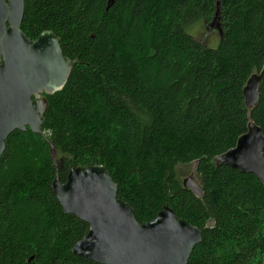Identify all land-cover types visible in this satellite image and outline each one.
I'll use <instances>...</instances> for the list:
<instances>
[{
  "label": "trees",
  "instance_id": "trees-1",
  "mask_svg": "<svg viewBox=\"0 0 264 264\" xmlns=\"http://www.w3.org/2000/svg\"><path fill=\"white\" fill-rule=\"evenodd\" d=\"M25 0L22 29L52 31L79 59L40 135H12L0 160V264H97L74 255L90 230L52 184L104 166L142 223L165 206L202 231L187 264H264V185L216 166L255 122L264 134V0ZM220 7L216 48L191 31ZM262 76L260 102L244 88ZM54 146L57 166L51 157ZM196 162L202 198L178 167Z\"/></svg>",
  "mask_w": 264,
  "mask_h": 264
},
{
  "label": "water",
  "instance_id": "water-1",
  "mask_svg": "<svg viewBox=\"0 0 264 264\" xmlns=\"http://www.w3.org/2000/svg\"><path fill=\"white\" fill-rule=\"evenodd\" d=\"M115 0L108 1L107 10ZM220 7L207 29L223 30L219 18ZM25 0H0V160L6 140L15 129L30 125L35 133H42L41 116L36 119L28 103L25 77L31 58H54L55 91L66 85L79 59L64 56L61 39L52 31H44L34 42L21 29ZM28 58V59H27ZM28 78V77H27ZM262 76L253 74L245 88V105L253 110L260 102ZM52 93L50 88L47 90ZM24 115L27 118H24ZM51 157L57 166L55 149ZM216 166H228L245 174L255 175L264 185V134L259 125L250 121L235 147L215 159ZM183 186L202 198L204 190L196 176L183 180ZM52 189L65 214H74L87 222L90 230L73 248L74 255L97 264H187L202 231L187 220L178 218L173 209L165 206L152 221L142 224L129 203L118 198V185L101 165L71 168L67 181L57 175Z\"/></svg>",
  "mask_w": 264,
  "mask_h": 264
},
{
  "label": "flooded vegetation",
  "instance_id": "flooded-vegetation-1",
  "mask_svg": "<svg viewBox=\"0 0 264 264\" xmlns=\"http://www.w3.org/2000/svg\"><path fill=\"white\" fill-rule=\"evenodd\" d=\"M22 29V25H21ZM23 33L26 37L34 43L39 36L43 33H40L38 36H29L23 29ZM28 59V58H27ZM30 64H26V67L29 69L26 72L25 77V94L26 98H28V103L32 105L33 111H36V114H32V116L36 119H39L41 116L42 124L39 126V129L42 133H35L32 131L30 125H25V129H15L8 138L12 135L21 136V135H29L35 136L40 135L42 138H48L47 133L43 130L44 124V115L49 108V100L53 98L59 91H55L56 85L58 84V77H55L54 71V58H31ZM28 77V78H27ZM50 88L52 93H49L47 90ZM26 119L27 116L24 115ZM7 138V140H8ZM6 140V141H7Z\"/></svg>",
  "mask_w": 264,
  "mask_h": 264
},
{
  "label": "rangeland",
  "instance_id": "rangeland-1",
  "mask_svg": "<svg viewBox=\"0 0 264 264\" xmlns=\"http://www.w3.org/2000/svg\"><path fill=\"white\" fill-rule=\"evenodd\" d=\"M207 24L202 22L198 24L194 31H191V35L194 36L200 43L206 47L216 48L221 40V35L218 29H207ZM197 163L194 162L189 165H180L178 167V177L183 182V180L189 177L191 174H196Z\"/></svg>",
  "mask_w": 264,
  "mask_h": 264
}]
</instances>
